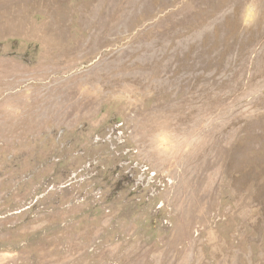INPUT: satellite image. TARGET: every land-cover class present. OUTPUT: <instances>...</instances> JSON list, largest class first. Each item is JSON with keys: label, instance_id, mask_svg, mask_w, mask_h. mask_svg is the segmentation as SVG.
Returning a JSON list of instances; mask_svg holds the SVG:
<instances>
[{"label": "rangeland", "instance_id": "rangeland-1", "mask_svg": "<svg viewBox=\"0 0 264 264\" xmlns=\"http://www.w3.org/2000/svg\"><path fill=\"white\" fill-rule=\"evenodd\" d=\"M0 264H264V0H0Z\"/></svg>", "mask_w": 264, "mask_h": 264}]
</instances>
